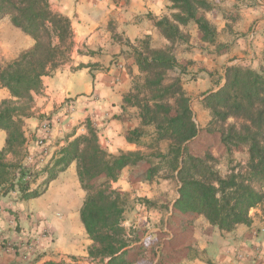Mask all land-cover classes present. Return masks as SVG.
I'll use <instances>...</instances> for the list:
<instances>
[{"label":"trees","instance_id":"obj_1","mask_svg":"<svg viewBox=\"0 0 264 264\" xmlns=\"http://www.w3.org/2000/svg\"><path fill=\"white\" fill-rule=\"evenodd\" d=\"M168 2L169 15L153 21L167 43L154 46L150 35H145L129 45L138 73L131 76L123 103L137 108L140 125L128 132L127 140L142 149L109 152L86 119L85 133L66 139L50 161L33 169L23 163L28 146L24 119L33 115V93L42 89V78L70 59L74 31L70 18L53 10L49 0H0V21L8 19L32 40L15 58L0 64V88L8 92L0 99V130L5 133L0 148V196L17 191L19 200L37 198L74 163L84 192L78 215L90 241L85 257L88 264H172L177 261L171 252L179 251L193 259L201 254L189 243L193 220L199 216L228 233L239 225L250 226L254 207L261 206L264 213V51L255 69L239 63L227 66L223 83L205 91L200 100L208 112L204 131L219 135L230 160L234 151L244 150L247 156L244 164L230 161L227 173L221 174L215 156L209 152L197 155L188 148L202 129L193 119L191 97L183 88L180 73L188 74L186 66L172 47L175 41L186 39L182 28L194 24L199 39L217 48L216 28L204 15L214 4L212 0ZM173 70L179 74L169 78L168 72ZM126 168L130 184L156 178L177 183L172 213L165 222L169 233L143 239L123 226L126 194L113 190L111 182ZM39 175L44 178L33 187ZM140 202L146 208L155 205L148 198H140ZM164 208L167 213V203ZM162 235H166L165 261L161 259ZM43 264L84 263L71 255L69 260Z\"/></svg>","mask_w":264,"mask_h":264},{"label":"crops","instance_id":"obj_2","mask_svg":"<svg viewBox=\"0 0 264 264\" xmlns=\"http://www.w3.org/2000/svg\"><path fill=\"white\" fill-rule=\"evenodd\" d=\"M49 2L53 10L70 18L74 31V47L70 59L51 75L44 76L42 89L38 93H33L31 107L33 115L24 119L27 147L33 157L25 162L29 165L37 162L41 149L33 145L32 139L42 135L40 129L44 120L49 122V131L45 137L46 163L50 161L54 151L64 145L66 139L85 133L86 119L96 129L100 144L109 152L142 149L136 143L127 140L128 132L140 125L137 108L123 103V96L132 85L131 76L138 73L129 45L135 44L145 35L157 32L153 18L164 14L165 8L169 5L168 0H49ZM219 4L230 13L223 22L218 21L219 27L216 31H221L219 38L229 41V44L222 50H214L209 58L201 57L204 69H191L193 73L190 75H195L196 79L187 81L189 75L180 73L182 84L186 81L183 88L189 96L198 91L216 89V86L223 83L224 72L229 65L239 63L255 69L261 62L264 51V0H224ZM225 24L230 27L223 30ZM31 44L30 41L24 48ZM195 58L194 56L193 59ZM80 65L83 66L79 67ZM216 71H221L220 82L218 85H212ZM1 89L5 96H8L7 90ZM67 104H70L69 107ZM198 104L201 106V101ZM202 112L207 114L206 109ZM4 139L5 133L0 130V148L4 145ZM68 172H71L70 176ZM128 172L129 169L126 168L120 173V175L124 173L122 179L127 183ZM74 173L75 164L72 163L66 171L50 182L45 190L46 192L54 182L62 178L61 186H64L57 194H62L61 201L68 214L62 215V219L56 218L55 222L52 221L55 215L51 209L49 212L47 207L29 206V202L35 198L19 200L17 191L0 196V240L3 238L0 241V264H43L47 260H66L63 254L85 253L83 249L90 241L84 239V229L77 221L84 192L79 188ZM43 178L44 175H39L32 186H37ZM67 186L70 192L74 193V197L70 195V198L67 195L69 191ZM167 195L168 191L166 197ZM173 201L174 199L168 203L166 218L172 213ZM68 225L69 229L63 236L57 234L58 228ZM180 225L182 228L183 223ZM18 227L22 229L18 231ZM42 228L48 229L56 237L55 242H48L47 239L35 234L37 229ZM248 228L250 226L239 225L232 232H220L199 216L193 220L189 243L208 258L211 255L210 251L217 248V253H223L222 259L218 257L219 254L213 255L217 262L220 261L218 264H248L246 253L243 251L246 245H249L247 240H250L251 236ZM166 230L168 231L167 227ZM220 233L224 234L225 240H220ZM33 235L37 238L36 243L32 247L26 246L25 239L35 238ZM8 240L14 242L13 246L17 247H4V244L10 242ZM237 243L240 251L236 248ZM59 251L62 253L52 255ZM209 260L213 264V261ZM178 264L208 263L202 262L199 254L193 259L186 256L185 260L178 261Z\"/></svg>","mask_w":264,"mask_h":264},{"label":"rangeland","instance_id":"obj_3","mask_svg":"<svg viewBox=\"0 0 264 264\" xmlns=\"http://www.w3.org/2000/svg\"><path fill=\"white\" fill-rule=\"evenodd\" d=\"M224 0H216L212 1L214 4V9L211 10L210 12L204 13L205 17L214 25L216 30H218L219 27V22H223V19L227 18L229 11H227L225 8H222V6L219 4ZM167 8V9H166ZM165 8L164 14L160 15L159 17L163 15H169V9L168 6ZM155 17V18H159ZM154 21V18H153ZM228 24H225V27L223 30L228 29ZM230 27V26H229ZM182 32L186 33V39L183 40H177L172 44L173 47V53L177 57V59L184 65L186 66V71L188 72L187 75V81L188 80H194L197 77L195 75H190L193 73L191 69H204L203 68V62L201 57L203 56H208V58L213 54V51H219L222 50L226 45L229 44V41H224L219 38V35L222 34V32H217V48L216 46H211L209 44L202 43V41L199 39V32L196 29V26L194 24H190L186 28H182ZM151 37V43L154 46H161L164 45L166 40L162 37V35L159 33L157 30L156 33L153 35H150ZM231 39V38H230ZM32 42V40L24 35L22 32L19 30H16L11 26L9 23L8 19H3L0 21V64H3L4 62H7L11 60L10 58L12 56H16L21 52L24 47H26L29 42ZM219 47V48H218ZM196 57L193 59V57ZM9 59V60H8ZM206 62V60H205ZM196 63V64H195ZM198 63V64H197ZM177 73H179L178 70H173L168 72V77L171 78L175 76ZM206 73V72H205ZM221 71H216L215 72V77L213 78V83L212 85L216 84L217 82L220 81V74ZM212 75L214 72L211 73ZM186 78V77H185ZM215 80V81H214ZM186 83V81H183V84ZM201 84V82H199ZM205 86H203L204 88ZM217 88V86L215 87ZM185 90V89H184ZM212 91L211 89H209ZM209 90H202L198 91L196 93L190 94L191 97V107L194 113L193 119L198 125V127L201 130L200 136L197 140L192 141L189 145L188 148L189 150L197 155H202L206 152L211 153L213 156L216 157L217 163H216V168L219 170L221 174H225L228 171V166L230 165V161H232V165L235 163H240L244 164L247 156L246 153L243 151H234L230 157L227 156L224 146L220 141L219 135L218 134H209L204 131L205 124L208 119V112L207 114L203 113L202 110L205 109L202 105L200 106L198 102L203 98V93L205 91ZM215 90V89H214ZM186 91V90H185ZM187 93V91H186ZM6 97L5 93L3 90L0 88V99ZM195 111V112H194ZM163 144H161V147L163 148ZM68 175H71V172H68ZM124 175V173H123ZM123 175H119L116 181L111 182V188L116 191H121L126 194V204L124 209L122 210L123 212V226L129 230H133L135 232V235L142 237L143 239L149 235V234H154V233H169L166 230V208H164V205L166 206V203H170L175 197L177 196V183L172 180H166L162 178H156L152 182H135L133 184L125 182V180L122 179ZM75 179L76 173H74ZM77 181V179H76ZM167 181V182H166ZM122 182V183H121ZM62 178H60L57 182H54L52 186L48 188V190L40 197L35 198L29 202L30 207H37V208H44L47 207V210L50 212V209L52 210L53 214L55 215V219L52 221L55 222L56 218L57 220L62 219V215H67L68 211L63 207L64 203L61 201V196L57 194V191L62 189ZM60 187V188H59ZM68 187V186H67ZM69 188V187H68ZM166 191H168V195L166 197ZM71 194L74 197V193L69 191L67 192V195ZM70 196V195H69ZM59 197V201L58 200ZM140 198H148L152 201H155V205L152 208H146L142 202H140ZM62 205H60V204ZM259 207V206H257ZM253 208L250 211V215L252 218V223L250 225V228H248L251 236L250 240H247V243L249 245H246L245 253H246V258L248 259L249 263L248 264H264V213L261 207L259 208ZM77 221L81 225L79 216L77 215ZM164 222V223H163ZM56 224V223H55ZM63 226L65 224H62ZM59 226L61 229L58 228L57 234L58 235H64L68 229L69 226ZM58 227V226H57ZM208 228V227H207ZM22 229V227H18V231ZM142 230V231H141ZM252 230V231H251ZM142 232V233H141ZM39 237L43 239H47L48 242H55L54 235L50 233L48 229L42 228L41 230L37 229V232L35 233ZM34 234V235H35ZM33 235V236H34ZM214 236V234H212ZM220 240L224 239V234L220 233ZM1 237V236H0ZM26 237H28L26 235ZM35 237V236H34ZM163 237V241L165 242L163 247V250L161 251V259H166V235H162L160 238ZM33 239V240H32ZM36 237L35 238H30L28 240L27 238L25 239L26 246H33V244L36 243ZM84 239H88L85 232H84ZM3 238L0 240L2 241ZM10 241V240H8ZM33 241L32 243H30ZM162 241V240H161ZM234 241V239H233ZM14 242H8L4 244V247H17L13 246ZM244 243V241L241 243ZM233 245V242L231 243ZM87 246V245H86ZM236 248L240 251V247L238 246V243L236 244ZM85 250L84 254H76L77 258L80 259V262L84 264H88L85 257H86V247L83 249ZM213 250V248H211ZM62 253L61 251L59 252H54L52 255L56 256L58 254ZM64 253V252H63ZM210 256L209 258L205 254H200L201 261L204 263L211 264L210 260L213 261V264H218V262L215 259V254H219L218 257L222 259L221 254L223 253H217V248H215V251H210ZM171 257L172 259L176 260L177 262H174L172 264H178V261L180 260H185L186 257L184 255H181V252L179 251L178 253H172L171 252ZM71 255H64L63 258L66 260H69ZM246 259V260H247ZM200 260V259H199ZM165 261V260H164ZM227 263V262H225Z\"/></svg>","mask_w":264,"mask_h":264},{"label":"built area","instance_id":"obj_4","mask_svg":"<svg viewBox=\"0 0 264 264\" xmlns=\"http://www.w3.org/2000/svg\"><path fill=\"white\" fill-rule=\"evenodd\" d=\"M70 104H67V107H69ZM41 133L42 135L41 136H37V137H34L32 139V143L33 145H35L36 147L40 148L41 150L38 152V159H37V162H35L33 165H29L27 164L25 161L26 160H29L30 158H32V154L31 152L28 150V147H27V154L23 160V163L25 165H27L28 167H32L33 169H38L40 167H42L43 165L46 164L45 162V159H44V155H45V152H46V149H45V137L46 135L48 134V131H49V122L47 120H44L41 124ZM40 166H38L39 164ZM28 179V177L26 178Z\"/></svg>","mask_w":264,"mask_h":264},{"label":"bare ground","instance_id":"obj_5","mask_svg":"<svg viewBox=\"0 0 264 264\" xmlns=\"http://www.w3.org/2000/svg\"><path fill=\"white\" fill-rule=\"evenodd\" d=\"M60 195H62V194H60ZM65 195H66V194H65ZM69 195H71V194H69ZM70 198H71V196H70ZM70 198H69V199H70ZM71 200H72V199H71ZM73 200H74V199H73ZM71 202H72V201H71Z\"/></svg>","mask_w":264,"mask_h":264}]
</instances>
